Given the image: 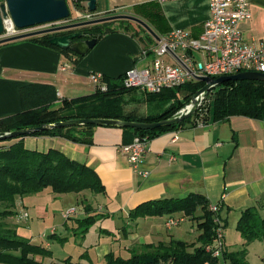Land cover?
Segmentation results:
<instances>
[{"label": "crops", "instance_id": "crops-1", "mask_svg": "<svg viewBox=\"0 0 264 264\" xmlns=\"http://www.w3.org/2000/svg\"><path fill=\"white\" fill-rule=\"evenodd\" d=\"M65 1L69 12H73H70L67 20L75 19L77 10L91 12L86 0ZM76 1L82 8L74 6ZM248 2L251 17L239 25L243 43L264 44V0ZM95 5L96 9L91 13H95L97 19L133 17L146 24L156 38L136 22L117 19L103 23L126 20L137 26L118 22L108 24V27L119 28V31L98 37L95 46L81 59L30 41L1 44L0 120L22 112L21 91L25 86L46 84L53 87L57 100L51 109L57 108L64 99L96 92L97 88L90 80L92 74L116 80L129 69L144 68L152 58H144L142 53L154 48L160 39L174 30H183L188 38L197 39L209 17L208 0H95ZM135 91L131 93L135 94ZM141 93L146 102L145 93ZM130 97L128 100H136L134 95ZM26 100L29 98L26 97ZM124 106L123 114L135 118L155 116L166 107L155 105V110L141 115L126 111ZM123 129L94 126L89 143H76L52 136H26L22 140L28 150L45 152L56 149L66 158L85 164L99 177L104 193L95 194L96 207L89 204V198H86L85 192L90 191L75 194L79 197L78 203L84 215L81 220L90 218L93 221L88 229L96 226L100 234L113 235L116 240L110 247H94L98 264L103 263L109 253L116 255L122 249L130 254L148 244L145 239L161 238V230L154 228L164 226L167 218H182V221L186 218L179 212L172 216L129 219V211L144 202L184 198L189 194L202 195L209 204H218V214L225 230L230 215L239 217L242 210L264 198L263 120L231 116L226 120L214 121L209 117L202 125L163 132L149 140L141 163V169L149 172L145 178L138 177L132 171L127 158L119 151V147L131 143L134 138L133 133ZM35 208L37 217L48 218L47 206ZM115 218L118 223L114 222ZM140 221L150 222L151 229L149 232L142 231L138 236L136 228ZM196 231L199 235L197 226ZM111 245L117 246L115 253ZM225 250L229 249L226 247ZM89 261L92 262L91 258Z\"/></svg>", "mask_w": 264, "mask_h": 264}, {"label": "trees", "instance_id": "trees-1", "mask_svg": "<svg viewBox=\"0 0 264 264\" xmlns=\"http://www.w3.org/2000/svg\"><path fill=\"white\" fill-rule=\"evenodd\" d=\"M74 6L79 8L78 1ZM82 8V7H81ZM136 24L119 20L91 25L70 30V32L91 33L100 37L107 33L119 31L110 28L108 24ZM126 29V28H125ZM123 29V30H125ZM66 32L42 34L20 41H30L36 45L56 49L66 55H76L70 50H61L50 45L49 41L55 37L64 36ZM15 42H10L11 44ZM3 44V45H7ZM107 90L96 89L91 95L62 100L57 108H52L56 99L53 87L46 84H31L21 91L23 110L12 117L0 120V136L6 133L38 128L71 119H111L136 122H158L174 117L177 112L188 104L189 98L204 86L203 82L187 83L185 85L163 90L159 94L145 93L146 102L160 98L168 105L157 115L145 118H135L123 114V97L134 90L122 86V77L116 80L103 79ZM184 91L183 101L177 94ZM209 117L214 121L226 120L231 116H245L264 121V82L239 81L226 82L216 86L210 92ZM26 97L29 100H26ZM197 112L179 123L162 127L152 131L124 128L135 136H146L149 140L169 130H178L196 124ZM208 117V118H209ZM94 126H75L69 128H55L29 135L0 141V264H90L89 261L79 259L73 261H44L51 258V252L42 245L32 243L28 239L18 236L16 229L4 222L7 218L17 216L16 199L29 195L47 193L53 195L79 194L90 191L93 194H103L104 188L97 174L85 164L72 161L56 149L45 152L28 150L22 140L26 136L63 137L76 143H89ZM208 201L199 194H189L184 198H164L144 202L128 213L129 219L154 217L182 213L184 217L196 221L200 232L197 243L187 244L180 240L170 239L157 245L147 244L143 250L132 251L130 257L121 258L112 253L104 257V264H247V247L253 241L264 244V198L254 206L241 211L235 225L242 243L241 249L229 252L224 248L217 257L206 252L205 246L212 244L214 238V214L208 210ZM93 223L90 218L80 221L85 231ZM192 248V249H191ZM37 258H40L37 260Z\"/></svg>", "mask_w": 264, "mask_h": 264}, {"label": "built area", "instance_id": "built-area-1", "mask_svg": "<svg viewBox=\"0 0 264 264\" xmlns=\"http://www.w3.org/2000/svg\"><path fill=\"white\" fill-rule=\"evenodd\" d=\"M3 4H6V0H0V6ZM208 7L209 17L197 39L188 38L183 30L172 31L160 39L154 48L142 53L144 58L152 56L147 66L129 69L122 75V86L148 94H159L166 89L199 82L198 78L202 77L213 80L244 72L264 74V44H244L239 29V25L251 17L248 0H208ZM97 17L95 13L87 10H77L72 21L85 22L95 20ZM5 28V36L25 32L16 30L9 17L5 20ZM35 29L37 28L26 32ZM90 80L98 90L102 92L107 90V84L101 75L92 74ZM209 92L201 97L196 111V124L202 125L205 122L203 108L207 100L211 101ZM190 107V104L186 105L177 114L186 112ZM148 143L149 139L146 136H135L131 143L119 147L132 171L141 178L149 174L148 171L141 169ZM208 210L214 214V238L212 244L205 246V250L217 257L223 250L224 224L218 214V204H209ZM74 213L75 209H70L62 216L69 219ZM27 217L28 214L23 213L19 219ZM180 222L182 218L169 217L165 221V227L170 228Z\"/></svg>", "mask_w": 264, "mask_h": 264}, {"label": "rangeland", "instance_id": "rangeland-1", "mask_svg": "<svg viewBox=\"0 0 264 264\" xmlns=\"http://www.w3.org/2000/svg\"><path fill=\"white\" fill-rule=\"evenodd\" d=\"M70 12L73 14L72 11ZM69 21H72V19L46 26L35 27L37 29L33 31L51 29L67 25L68 23L77 22ZM148 57L152 58L150 56ZM181 93L183 95L185 94L184 91H181L177 94V97H179V99L183 101ZM130 94L129 92L125 94L123 102L126 111L129 112L133 111L135 113L143 115L147 112H152L153 110H155V105H158L159 107L161 105H168L163 101H159L160 98L158 97L154 98L155 100L153 102H145L140 90L135 91V94H132L131 92ZM133 95L135 96L136 100H128L129 96L132 97ZM211 102L212 100H207V102L204 104L203 119L205 121H207L209 117ZM183 108L184 107H182L181 109ZM46 192L47 193H40L36 195L17 198L14 209L17 216L5 219L4 222L6 223V225L11 228H15L18 236L24 239H28L34 244L42 245L47 250H49L52 257L45 258V262L50 260L61 261L64 259H70L75 262L79 259L89 261V258H91L92 262L89 261L90 264H98L95 258L96 253L94 252V247L96 245H108L110 247L111 243L116 242V240L114 239L115 237L113 235L100 234L96 226L87 229L88 231H85V229H83V226L79 221L84 218V215L82 212L81 204L78 203L79 197H77L75 194L69 193L63 195H53L50 193V191ZM85 195L87 196L86 198H89L88 203L96 207L95 200L93 199L95 194L85 192ZM37 206L48 207V218H39L36 216L37 213L35 207ZM71 208L75 209V213L72 214L70 219L63 218L62 214L67 212ZM23 213H27L28 217L19 219V217L22 216ZM237 219V215H235V217L233 215H230L228 217L227 223L225 224V230L223 233L224 244H222L224 249H226V247L229 249V252L238 251L241 249L240 242H242V239L239 233L235 230ZM114 220L115 223H118L116 218ZM99 221L100 220H98L97 222ZM157 221L161 223L160 220L157 219ZM119 223H122V221H119ZM196 226V221L188 220L186 218L184 221L171 226L170 228H166L164 223V226L162 225V227H159V229L154 228V230L156 231L161 230V238H157L158 236H156L154 238H147L144 241L148 244L157 245L158 243H160L159 241L163 242L167 239L173 238L174 240H180L186 242L187 244H194V246H198L199 244L197 243V239L199 235L196 231ZM150 229V222L140 221L139 225L136 228V233L138 234V236H141L142 231L149 232ZM136 242H139V240H137ZM47 243L48 246L46 247ZM111 246L113 247V253H115V250H118L117 246ZM142 250L143 247L140 246V248L136 249V252H140ZM117 253L118 254H116L115 256L121 258H128L131 255L126 253L122 249L118 250ZM39 259L40 258H37V260ZM246 261L247 264H264V244L262 242L253 241L248 245ZM101 264H104V261Z\"/></svg>", "mask_w": 264, "mask_h": 264}, {"label": "water", "instance_id": "water-1", "mask_svg": "<svg viewBox=\"0 0 264 264\" xmlns=\"http://www.w3.org/2000/svg\"><path fill=\"white\" fill-rule=\"evenodd\" d=\"M87 8L93 12L96 9L95 0H86ZM70 16V12L65 0H6V4L0 6V45L23 40L26 38L51 34L56 32H62L67 30H73L80 27L91 26L107 21H113L117 19H126L141 25L147 32L153 35L149 27L140 20L129 16H114L105 19H96L85 22H77L73 24L63 25L46 30H39L33 32H26V30L46 26L53 23L66 21ZM9 17L13 27L16 30L25 31L18 35H6L5 20ZM154 36V35H153ZM155 37V36H154ZM156 38V37H155ZM84 39V40H82ZM97 42V36L91 33H70L61 37L52 38L50 45L59 48L61 50H70L78 56H85L89 50H91ZM199 82H203L204 86L200 88L195 94H193L188 104L191 107L184 113H179L174 117L158 122H136L125 120H111V119H71L62 122H56L53 124L43 125L34 129H27L22 131H16L12 133H6L0 136V141L17 138L25 135H29L33 132H40L55 128H69L75 126H110L118 128H129L135 130L152 131L162 127H169L179 123L182 120L193 115L198 107L202 95L208 93L216 86L222 85L226 82H239V81H260L264 82V74L254 72H244L231 76H222L216 79L210 78H198Z\"/></svg>", "mask_w": 264, "mask_h": 264}, {"label": "flooded vegetation", "instance_id": "flooded-vegetation-1", "mask_svg": "<svg viewBox=\"0 0 264 264\" xmlns=\"http://www.w3.org/2000/svg\"><path fill=\"white\" fill-rule=\"evenodd\" d=\"M74 30V29H73ZM63 32H66V34H70V33H76V32H70V30H67V31H63ZM82 40H84V39H82Z\"/></svg>", "mask_w": 264, "mask_h": 264}, {"label": "bare ground", "instance_id": "bare-ground-1", "mask_svg": "<svg viewBox=\"0 0 264 264\" xmlns=\"http://www.w3.org/2000/svg\"><path fill=\"white\" fill-rule=\"evenodd\" d=\"M188 108V107H187Z\"/></svg>", "mask_w": 264, "mask_h": 264}]
</instances>
